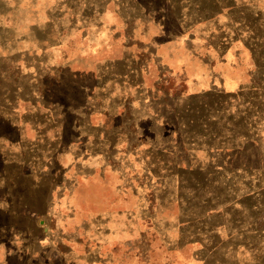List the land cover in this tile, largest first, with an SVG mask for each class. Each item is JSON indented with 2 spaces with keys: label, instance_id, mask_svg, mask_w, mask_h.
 Masks as SVG:
<instances>
[{
  "label": "rangeland",
  "instance_id": "1",
  "mask_svg": "<svg viewBox=\"0 0 264 264\" xmlns=\"http://www.w3.org/2000/svg\"><path fill=\"white\" fill-rule=\"evenodd\" d=\"M264 0H0V264H254Z\"/></svg>",
  "mask_w": 264,
  "mask_h": 264
},
{
  "label": "crops",
  "instance_id": "2",
  "mask_svg": "<svg viewBox=\"0 0 264 264\" xmlns=\"http://www.w3.org/2000/svg\"><path fill=\"white\" fill-rule=\"evenodd\" d=\"M248 255H250V262H255L254 264H264V244L259 247L257 250L256 248L253 249L249 247Z\"/></svg>",
  "mask_w": 264,
  "mask_h": 264
}]
</instances>
